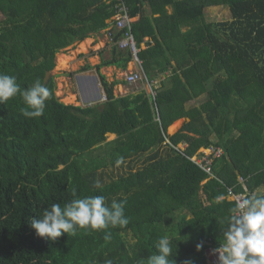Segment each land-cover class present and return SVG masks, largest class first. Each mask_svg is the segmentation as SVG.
<instances>
[{"label": "trees", "instance_id": "16d2710c", "mask_svg": "<svg viewBox=\"0 0 264 264\" xmlns=\"http://www.w3.org/2000/svg\"><path fill=\"white\" fill-rule=\"evenodd\" d=\"M124 2L155 96H114L118 83L100 70L125 71L131 55L110 45L95 67L105 101L81 108L62 104L53 78H44L60 51L110 27L115 1L0 0V73L22 90L39 79L52 93L38 118L21 114L19 95L0 104V264H148L161 236L171 239L175 264H208L206 250L224 243L231 197L264 195V0ZM211 7H227L231 20L209 25ZM212 145L224 155L208 177L190 159ZM120 157L129 169L111 178ZM73 190L109 205L126 201L128 225L55 241L37 236L31 219L70 202Z\"/></svg>", "mask_w": 264, "mask_h": 264}, {"label": "clouds", "instance_id": "9594fccd", "mask_svg": "<svg viewBox=\"0 0 264 264\" xmlns=\"http://www.w3.org/2000/svg\"><path fill=\"white\" fill-rule=\"evenodd\" d=\"M19 95L24 107L21 114L26 118H38L44 114L46 101L52 93L39 79L29 89L22 90L16 77L0 73V104ZM124 163L120 157L116 164ZM99 189V181L94 182ZM70 202L61 206L53 203L39 218H32L31 227L39 237L51 241L62 234L76 235L78 230L100 231L110 228L126 227L129 218L125 215L126 201H112L109 205L101 195L77 197L73 190ZM226 230L224 243L215 251L218 264H264V195L252 193L237 199ZM105 242L112 239L111 232H105ZM157 254L148 257V264H175L173 244L168 236H161L156 243ZM104 264H114L113 259H106ZM188 264V262H185Z\"/></svg>", "mask_w": 264, "mask_h": 264}, {"label": "rangeland", "instance_id": "374dc122", "mask_svg": "<svg viewBox=\"0 0 264 264\" xmlns=\"http://www.w3.org/2000/svg\"><path fill=\"white\" fill-rule=\"evenodd\" d=\"M2 16L0 15V20ZM205 19L208 22L209 25L214 26L218 23L228 22L231 20V15L227 7H211L207 8L205 10ZM104 32L102 31L99 33L97 38H101L103 43L101 44V47L104 44V40L107 41L106 35H103ZM93 36V35H92ZM91 36V37H92ZM88 38L91 41H88L85 39L82 42L74 43L70 47L66 48L65 50L60 51L55 58V67L53 71L51 72L52 78L55 83V96L58 98V100L67 106H74V107H81L86 108L93 105H101L105 101V96L103 93V88L100 84L98 74L96 72L95 67L98 66L101 63L100 56H97L98 52H96L94 49L96 48V44H92V38ZM95 38V43L97 42ZM100 39V40H101ZM90 42V43H89ZM106 44V43H105ZM110 45V44H109ZM108 47V48H107ZM105 50H108V53L110 52V47L107 45ZM94 48V49H93ZM98 48V47H97ZM63 61H66L65 64L62 63ZM104 59L108 58L107 56H103ZM100 62V63H99ZM62 63V64H61ZM99 63V64H98ZM85 66H90L91 70L83 72L82 68ZM134 70V67L132 65L128 66L125 71L122 70H114L113 68H102L100 70V74L103 75L106 78V81L108 83L117 82L118 85L114 87L113 94L114 96H126L129 94H135L140 91H145L149 94L150 87L146 84V82L137 83L136 85L129 86L125 83V75L129 71ZM95 77L96 78V85L98 86V91H94L93 93H84V90L81 89V82L80 78L82 77ZM163 78L159 77L153 82V86L157 88L162 82ZM75 97V100L72 102L69 99L71 96ZM103 96V97H101ZM205 100V97H201L199 100L193 101L187 105V107H193L200 105ZM188 120H182L178 121L179 124L177 125V128L174 132L170 133L167 131L169 135H173L176 132H178L183 124L187 122ZM114 137L107 135V140L111 141ZM145 157H142L144 159ZM142 161V160H141ZM141 163L134 164L133 169L137 170L140 168ZM129 167L124 165L121 167H114L108 171L110 173L111 178H117L120 175L126 173L128 171ZM108 181V180H107ZM212 254L209 253V257H211ZM212 258V257H211Z\"/></svg>", "mask_w": 264, "mask_h": 264}, {"label": "built area", "instance_id": "2783aa9c", "mask_svg": "<svg viewBox=\"0 0 264 264\" xmlns=\"http://www.w3.org/2000/svg\"><path fill=\"white\" fill-rule=\"evenodd\" d=\"M115 1V15L111 18L108 23V27L104 31L106 39L110 45H115L117 49L121 51H127L131 55V64L134 67V70L129 71L125 75V83L129 86L136 85L137 83L146 82L150 87L149 94L154 98L155 94L152 90L151 85L147 82L144 72L142 70V63L138 58L139 49L137 48L134 37L132 34V25L133 21L129 18L128 8L125 5L124 0H114ZM120 34L117 40H114L116 34ZM105 99V98H104ZM224 155L222 148L212 145L206 149H200L199 152L190 159L192 163L195 164L204 174L208 177H213V163L215 160L220 159ZM240 182L242 180L240 179ZM245 196L237 195L232 196L231 200L235 201L237 199L244 198ZM217 248H208L206 250V258L208 264H218L217 257L218 253L215 251ZM209 253L212 254V258L209 257Z\"/></svg>", "mask_w": 264, "mask_h": 264}, {"label": "crops", "instance_id": "0c3cea01", "mask_svg": "<svg viewBox=\"0 0 264 264\" xmlns=\"http://www.w3.org/2000/svg\"><path fill=\"white\" fill-rule=\"evenodd\" d=\"M168 10V13H170L171 12V9L170 8H168L167 9ZM104 32V31H103ZM103 34V33H102ZM99 35V34H98ZM97 34L96 35H93L91 38L93 39L92 40V44L94 45V44H96L95 45V51L96 52H98V54H97V56H100V58L102 59L103 58V56H107V54H108V58H109V53H108V50L106 51L105 50V48L107 47V45L111 48V46L109 45V43H107V41H105L104 40V44H103V46L101 47V44L103 43L102 41V39L101 38H97V36H98ZM104 35V34H103ZM95 38H97L96 39V43H95ZM101 39V40H100ZM88 41H91L90 39H87ZM148 41V39H145L144 40V44H142L141 45V48L142 49H144L145 48V43ZM90 43V42H89ZM106 43V44H105ZM98 47V48H97ZM108 48V47H107ZM107 58V59H108ZM100 63V62H99ZM98 63V64H99ZM130 65H132L131 63H129L128 64V66H130ZM127 66V67H128ZM133 66V65H132ZM105 68H113L114 70H117V68H115V67H105ZM104 69V68H103ZM127 69V68H126ZM81 80H80V84H81V89H82V91L84 90V93L86 92V93H93L95 90L96 91H98V86L96 85V78L95 77H88V76H86V77H82V78H80ZM117 86V85H116ZM104 93V92H103ZM103 96H105V95H103ZM103 96H101V97H103ZM116 97H123V96H116ZM182 120H185V119H182ZM176 123V122H175ZM173 125V124H172ZM171 125V126H172ZM170 133H172V132H170ZM110 136H113L114 138H115V136L114 135H110ZM257 192H263V190L262 189H260V190H258V191H256V193Z\"/></svg>", "mask_w": 264, "mask_h": 264}, {"label": "bare ground", "instance_id": "6f19581e", "mask_svg": "<svg viewBox=\"0 0 264 264\" xmlns=\"http://www.w3.org/2000/svg\"><path fill=\"white\" fill-rule=\"evenodd\" d=\"M61 61H62L63 64H65V62H67V60L66 61H63V58H62ZM69 100L73 102L75 100V97L72 95ZM178 124H179V122L174 123L172 126L169 127L168 131L169 132H174L176 130Z\"/></svg>", "mask_w": 264, "mask_h": 264}, {"label": "water", "instance_id": "95a60500", "mask_svg": "<svg viewBox=\"0 0 264 264\" xmlns=\"http://www.w3.org/2000/svg\"><path fill=\"white\" fill-rule=\"evenodd\" d=\"M51 77H52V74L50 72L46 73L45 78H44V83L46 84Z\"/></svg>", "mask_w": 264, "mask_h": 264}]
</instances>
